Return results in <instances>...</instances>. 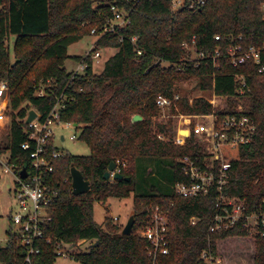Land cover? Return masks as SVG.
Listing matches in <instances>:
<instances>
[{
  "label": "trees",
  "instance_id": "obj_1",
  "mask_svg": "<svg viewBox=\"0 0 264 264\" xmlns=\"http://www.w3.org/2000/svg\"><path fill=\"white\" fill-rule=\"evenodd\" d=\"M113 4L130 11L131 22L97 40L94 50L112 47L116 51L100 71L88 59L86 71L74 74L65 66L69 46L111 21ZM263 4L264 0H204L190 7L187 0L174 9L172 0H1L0 81L10 85L12 122L0 155L9 152L11 166L22 164L30 152L22 148L28 140L24 118L30 109L38 110L45 120L56 104V95L64 90L74 95L60 110L61 119L81 124L79 138L91 152H65L52 160L55 170L49 178L59 195L50 208L52 219L45 232L71 243L94 240L89 251L76 256L81 264H149L148 242L142 232L153 204L170 208V253L161 257L160 264H209L201 258L204 251L216 257L220 241L250 234L245 219L211 231L221 210L216 188L190 197L175 192L177 182H189L180 159L201 156V147L193 137L185 145L161 139L152 125L159 112L157 95L173 97L179 82L196 79L200 89L214 88L219 95L231 97L240 88L236 75L243 74L247 113L255 120L256 130L246 144L223 146V154L231 162L224 194L240 197L245 213L259 209L264 199V72L252 61L233 66L228 51L236 42L257 46L264 42ZM12 36L14 58L10 54ZM194 37L196 48L204 52L199 59L184 45H192ZM74 58L80 61L82 56ZM48 79L56 84L54 93L39 96L40 83ZM229 103V109L217 112L220 117L233 112L234 101ZM177 107L185 114L213 111L203 97L190 103L184 96ZM136 115L141 118L134 120ZM158 129L173 137V119L165 125L159 123ZM49 146L51 151L57 148L53 141ZM118 160L121 172L130 180L105 178L110 164ZM72 167L90 182V191L73 193ZM130 195L135 214L130 235L122 234L124 227L108 216L101 224L95 221L96 202ZM193 216L198 218L194 224ZM255 243L256 264H264V235L255 234ZM43 250L37 263L56 264L53 246ZM25 255L26 249L16 237L0 245V264H22Z\"/></svg>",
  "mask_w": 264,
  "mask_h": 264
},
{
  "label": "built area",
  "instance_id": "obj_2",
  "mask_svg": "<svg viewBox=\"0 0 264 264\" xmlns=\"http://www.w3.org/2000/svg\"><path fill=\"white\" fill-rule=\"evenodd\" d=\"M104 0H100L102 3ZM187 0H172L174 9L179 8L182 3ZM189 6L194 7L201 5L204 0H188ZM111 10L114 13V18L107 23L96 26L91 30V36L94 38L91 48L86 51L79 65L73 69V73H84L90 66L88 59L91 60L93 69L99 64L101 58V50L110 49L112 47H104L98 50L96 48L97 40L105 36L108 32H115L117 27H122L131 22L130 11H127L117 5H111ZM219 39L220 36H216ZM134 37L132 40H135ZM122 41L123 38H120ZM190 49H194L197 56L194 59H199L204 56V52L200 51L195 46V37L192 45L184 43ZM190 47V48H189ZM141 53V51H139ZM220 50H216L219 54ZM231 63L238 67L249 61L254 62L259 66V71L264 72V42L257 45H244L241 42L233 43L228 51ZM215 58V57H214ZM236 81L240 88L238 94L231 97L222 96L216 93L215 89L210 90V96L203 94L196 97H203L209 101L213 107V111L207 114L194 113L185 114L178 110L177 102L184 95L176 92L173 97H168L164 94H158L156 103L159 107L160 116L163 119L160 123L167 124L171 118H175L174 135L167 137L161 130L154 133L161 139H168L177 145H185L187 139L193 137L195 142L201 147V156L192 157L184 155L180 161L184 174L189 178V182L179 181L173 187L175 192L183 197L196 195H206L211 189L216 188L218 191L217 206L219 207L216 214L211 231H220L229 227L235 226L242 219H245L246 225L249 228V233L264 235V199H262L259 209L251 213L246 212L245 202L238 196H228L224 194V188L230 182L231 162L228 160L222 151L223 146H237L246 144L252 140L256 130L255 120L247 113V108L241 105L245 94L246 79L243 74L236 75ZM56 84L53 80L48 79L46 82H41L37 94L44 96L49 93H54ZM57 101L48 117L41 120V114L35 108L37 116L26 123V132L28 140L22 143V148L30 150L28 158L20 165L11 166L9 164L10 153L7 152L0 155V159L5 164L3 171L14 176L13 184L8 185V189L13 191L16 202V210L10 206L11 213L9 214L12 228L10 232L16 237L19 242L25 247L26 255L22 264H38L37 256H41L46 245H52L57 259L70 258L76 259V256L84 251H89L94 240L81 239L76 243L67 242L64 239L47 235L45 227L52 219L51 206L57 199L59 192L49 178L55 170L52 160L62 157L65 153L64 149L60 148L56 143V134L54 127L57 125H65L81 129V125L74 121H64L61 119L60 110L65 108L67 101L74 100V95L67 94L65 90L56 95ZM194 97V98H196ZM194 98H190V103H193ZM240 98V104L236 105L232 113L220 117L217 112L223 109H229L228 99ZM10 104V85L8 81H0V146H5L8 142V134L12 122V115L9 111ZM177 112H173V109ZM31 110V109H30ZM186 131V133H185ZM79 136L74 133L70 135V139H76ZM61 140H65V136L61 135ZM53 141L54 150H50V142ZM115 171L121 172L119 160L116 162ZM26 170V176L21 172ZM111 173V179L114 180V172ZM173 203H171V206ZM198 218L193 216L191 222L194 224ZM170 208L164 207L161 204H153L148 213V221L142 232L143 237L147 240L149 264H160L161 257L170 253L167 234L170 228ZM11 233L8 236V241L13 238ZM202 259L209 264H216L215 257L204 251Z\"/></svg>",
  "mask_w": 264,
  "mask_h": 264
},
{
  "label": "rangeland",
  "instance_id": "obj_3",
  "mask_svg": "<svg viewBox=\"0 0 264 264\" xmlns=\"http://www.w3.org/2000/svg\"><path fill=\"white\" fill-rule=\"evenodd\" d=\"M264 10V4H263ZM93 37L91 35L84 37L83 39L71 44L68 48V53L70 55L69 59L66 61L65 66L69 70L75 69L79 65V61L75 59V56H82L86 51H88L93 43ZM14 40L15 38L12 36L10 39V54L11 57L14 58ZM190 48V47H189ZM192 52V57H196L197 53H195L192 47L190 48ZM116 51L115 48H110L106 50H101V58H99V64L95 65V71L98 72L102 69L105 61ZM178 90L180 94L187 96L190 98H194L203 94L204 96H210V90H202L198 86V82L196 79H190L187 81H181L178 83ZM242 101L240 102V98H230V100L234 101V107L236 105H243L247 108V98L246 96L241 97ZM230 106V103L228 104ZM163 119L158 112L157 115L153 117V125L152 130H158V124L160 120ZM173 119V118H171ZM175 121V118L173 119ZM175 123V122H174ZM81 125V124H80ZM54 131L56 134V143L58 146L64 151L73 155H89L90 147L88 144L80 139L79 137L76 139H70V135L76 133L78 136L80 135V129H76L73 127H66L65 125H57L54 127ZM165 133V132H164ZM61 135L65 136V140H61ZM167 137V135L165 133ZM5 164L0 159V245H6L8 242L9 230L12 228V224L10 221L9 214L10 206L14 207V211L16 210V202L14 199L13 191L8 189L9 184H13L14 176L9 173H5L3 168ZM14 185V184H13ZM134 212V197L130 195L129 197H110L108 201L104 202H96L94 205V219L98 224L104 222L105 217H110L114 223L124 227ZM256 243H255V234L251 233L247 236H234L228 237L218 244V255L215 257L216 264H256ZM56 264H81L80 261L76 259L70 258H59L56 261Z\"/></svg>",
  "mask_w": 264,
  "mask_h": 264
},
{
  "label": "water",
  "instance_id": "obj_4",
  "mask_svg": "<svg viewBox=\"0 0 264 264\" xmlns=\"http://www.w3.org/2000/svg\"><path fill=\"white\" fill-rule=\"evenodd\" d=\"M0 4H1V0H0ZM36 116H37L36 111L34 109H31L26 119V123H29L30 121H32ZM140 118H141L140 115L134 116V120L140 119ZM116 167H117L116 162H112L110 166L108 167V170L105 173V178L107 179L111 178V173L116 170ZM21 174L23 176H26V170H23ZM71 176H72L73 193L75 195H80V194L90 191L91 184L88 180L85 179L83 173L79 169H77L76 167H72ZM113 178L114 179L125 178L127 180H130V177H125L124 174L119 171L114 172ZM134 223H135V214L133 212L131 216L129 217L126 225L122 229V234L130 235L133 231Z\"/></svg>",
  "mask_w": 264,
  "mask_h": 264
}]
</instances>
